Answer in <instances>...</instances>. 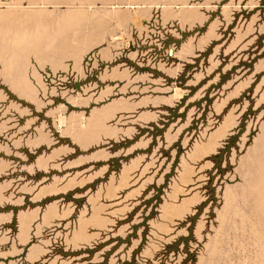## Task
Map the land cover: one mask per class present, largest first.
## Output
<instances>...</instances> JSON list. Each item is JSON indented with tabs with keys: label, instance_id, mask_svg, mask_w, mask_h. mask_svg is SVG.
I'll return each mask as SVG.
<instances>
[{
	"label": "rangeland",
	"instance_id": "374dc122",
	"mask_svg": "<svg viewBox=\"0 0 264 264\" xmlns=\"http://www.w3.org/2000/svg\"><path fill=\"white\" fill-rule=\"evenodd\" d=\"M0 264H264V0H0Z\"/></svg>",
	"mask_w": 264,
	"mask_h": 264
},
{
	"label": "crops",
	"instance_id": "0c3cea01",
	"mask_svg": "<svg viewBox=\"0 0 264 264\" xmlns=\"http://www.w3.org/2000/svg\"><path fill=\"white\" fill-rule=\"evenodd\" d=\"M30 215L31 214H29L28 216H29V218H30ZM24 218H27L26 216L24 217ZM42 218V219H41ZM40 219H41V222H40V225H42L43 224V226L44 227H46V229L48 228V226L50 225V221H51V219H52V217H51V213L50 212H46V213H43L42 215H41V217H40ZM30 223V222H29ZM42 226V227H43Z\"/></svg>",
	"mask_w": 264,
	"mask_h": 264
}]
</instances>
